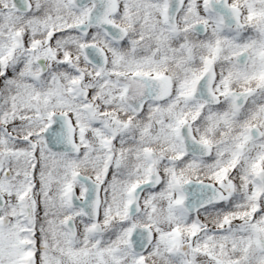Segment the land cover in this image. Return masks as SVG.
I'll list each match as a JSON object with an SVG mask.
<instances>
[{
    "label": "snow or ice",
    "instance_id": "6c2138e0",
    "mask_svg": "<svg viewBox=\"0 0 264 264\" xmlns=\"http://www.w3.org/2000/svg\"><path fill=\"white\" fill-rule=\"evenodd\" d=\"M0 264H264V0H0Z\"/></svg>",
    "mask_w": 264,
    "mask_h": 264
}]
</instances>
